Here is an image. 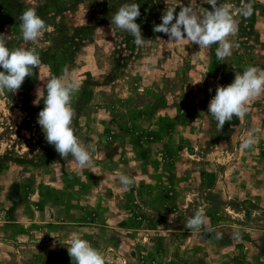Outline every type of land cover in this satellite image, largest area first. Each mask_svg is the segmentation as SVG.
I'll return each instance as SVG.
<instances>
[{
	"label": "rangeland",
	"instance_id": "obj_1",
	"mask_svg": "<svg viewBox=\"0 0 264 264\" xmlns=\"http://www.w3.org/2000/svg\"><path fill=\"white\" fill-rule=\"evenodd\" d=\"M148 2L17 0L20 14L34 8L46 29L33 45L19 28L14 49L56 57L55 76L69 67L80 82L73 126L96 152L94 167L80 169L47 143L37 120L54 75L49 61L16 93L0 92V264H75L67 251L74 233L104 252L106 264H264V97L220 131L208 112L217 86L248 66L264 69V0H252L247 19L238 10L249 0H221L240 20L230 38L239 47L225 60L215 44L161 41L168 37L153 24L167 5ZM124 3L139 4V17L152 22L141 29L142 47L111 25ZM253 128L258 144L242 149ZM121 173L134 178L130 190ZM199 209L208 227L187 229Z\"/></svg>",
	"mask_w": 264,
	"mask_h": 264
},
{
	"label": "clouds",
	"instance_id": "obj_2",
	"mask_svg": "<svg viewBox=\"0 0 264 264\" xmlns=\"http://www.w3.org/2000/svg\"><path fill=\"white\" fill-rule=\"evenodd\" d=\"M165 3L167 7L161 17L162 23L153 27L154 32L167 35L168 40L161 41L177 44L187 40L199 45L200 49L218 45L217 60H225L239 47L238 43L230 39L237 36L240 24V20L232 14L231 5L222 3L221 0H205V3L211 5V10L201 13L198 11L197 0H189L187 6L181 4L180 0L175 6H172L171 0H165ZM177 7H180L178 14ZM252 12V0L238 10L239 16L244 19L249 18ZM140 15L139 4L124 3L111 18V25L131 34L138 47H142L146 40L142 36L140 25L136 22ZM19 20L22 39L35 45L46 29L45 21L34 8L24 10ZM8 37L0 34V68L3 69L0 71V92L16 93L25 78L33 76L34 69H39L42 61L35 47L9 49ZM45 87L44 107L38 114L37 123L41 126L47 143L53 145L63 159L71 157L80 169H92L93 153L96 152V148L85 147L73 126L76 111L72 106V99L79 91L80 82L71 75L66 65L60 76L53 75L47 80ZM42 90L37 89L38 96ZM261 97H264V69L248 66L243 72H236L231 84L217 86L215 96L208 105V112L216 121L217 130L220 131L233 117L242 120L249 112V103ZM259 131L258 128L251 129L240 147L245 150L253 149L259 142L257 135ZM119 180L125 190H130L135 183L133 177L124 173L120 174ZM208 225L206 211L199 209L184 226L189 230H198L202 227L206 229ZM220 238L222 234L218 233L217 239ZM233 238L239 239V234L236 233ZM67 251L75 264H106V254L75 233L68 240Z\"/></svg>",
	"mask_w": 264,
	"mask_h": 264
},
{
	"label": "trees",
	"instance_id": "obj_3",
	"mask_svg": "<svg viewBox=\"0 0 264 264\" xmlns=\"http://www.w3.org/2000/svg\"><path fill=\"white\" fill-rule=\"evenodd\" d=\"M16 3H17V0H0V34H5L4 29L8 27L9 34H5V35L9 36L7 38V47L9 49H14L17 39H19L20 37L19 16L21 14L19 13L20 11ZM139 3H142L145 9H148L152 5L151 2H148V0H139ZM136 22L140 25L141 29L144 31L148 32L149 30L152 29V27H150L152 25L151 24L152 22L150 21H147V20L143 21V19L138 17ZM154 25H157V24H153V27ZM41 53H44V52H41ZM41 61H42V64H46L49 61V63L52 65V68H53V74L54 75L57 74L60 63L58 60H56V57L45 56L41 59Z\"/></svg>",
	"mask_w": 264,
	"mask_h": 264
}]
</instances>
